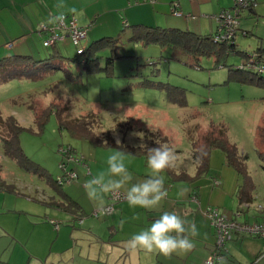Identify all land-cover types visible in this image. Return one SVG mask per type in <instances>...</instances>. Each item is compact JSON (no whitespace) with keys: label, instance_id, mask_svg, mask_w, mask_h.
Returning <instances> with one entry per match:
<instances>
[{"label":"rangeland","instance_id":"rangeland-1","mask_svg":"<svg viewBox=\"0 0 264 264\" xmlns=\"http://www.w3.org/2000/svg\"><path fill=\"white\" fill-rule=\"evenodd\" d=\"M120 1L123 0H114L111 6L120 5ZM114 11H107L106 15L111 17L115 15ZM120 13V16L124 14L123 10ZM120 21L122 22L121 18ZM109 23L110 25L100 23L97 26L94 23L95 30L89 31V36L83 43L87 45L103 36L121 35L118 54L122 57L115 60L113 74L106 71L99 73L84 71L82 64L72 60L76 54V47L68 40L59 43L58 48L66 57L64 65L75 75L83 71L81 80L73 81L60 70L39 79L14 78L0 85V113L3 117L14 114L25 127L20 139L28 156L45 167L53 177H58L63 174L60 167L62 154L59 150L62 144H71L80 153L86 154L89 165L93 166V163H96L100 168L99 173H107V158L117 151H122L116 147L96 146L89 139L73 136L67 128L60 127L55 111L51 112L45 126L40 128L35 121V111L46 107L52 100L63 97L61 101H67L65 117H80L91 122L96 132L103 137L110 135L115 140L119 138L121 142L131 145L148 143L152 138L150 135L152 131L149 128L151 125L153 132L159 133V140L174 148L178 156V170H188L190 175L196 174V164L188 139V132L193 134L194 131L188 129L187 125L199 122V132H202L208 128L211 121L215 124H224L228 126V139L236 143L241 152L247 154V170L255 183L257 194L260 196L262 192L264 193V162L258 156L255 145L256 128L264 116V87L255 82H243L236 78L225 81L228 74L233 72L230 69L242 63L240 54L233 53L228 58L227 62L233 66L227 64L215 66L213 56H203L201 67H197L186 62V55L180 48L161 47L155 42L144 44L133 41L130 39L129 28L123 27V30L122 24L117 27L116 23ZM101 28L106 29L101 31ZM41 47L37 57L45 58L52 49ZM103 54L102 60L105 62V57L112 52L107 49ZM144 79L184 86L187 89V106L181 107L170 103L164 90L143 86L141 81ZM133 132L145 133L144 140L133 136ZM122 152L125 154V164L134 179L149 175L151 170L144 166L146 156ZM0 162L3 169L2 178L13 187L11 191L0 190L2 209L0 219L12 230L17 226L15 222L13 223V213L26 211L31 205L42 209L51 205L50 200L33 198L35 188L45 187L55 195L59 193L42 178L41 174L26 170L24 165L8 157L4 152L1 138ZM77 168L79 172V166ZM41 172L45 173L43 170ZM212 174H217L220 179L216 178L223 184H215ZM163 176L168 179V172L165 171ZM169 177L172 178L170 175ZM172 181L175 186L184 185L190 191L195 188L205 190V185L210 186V183L217 185L213 186L215 188L221 189L224 186L225 190L228 187L237 189L242 182V176L234 166L227 163L224 149L216 146L211 151L206 174L192 181ZM69 184H64V189H67ZM22 214L26 215L24 212ZM38 214L44 216L42 212ZM5 226L0 223V255L8 256L14 245L9 241L12 233ZM28 233L27 225L21 223L18 235L24 237ZM44 236L40 232L34 234L31 244L35 249H43ZM24 250L28 252L22 245L14 249L16 261L26 260Z\"/></svg>","mask_w":264,"mask_h":264},{"label":"crops","instance_id":"crops-1","mask_svg":"<svg viewBox=\"0 0 264 264\" xmlns=\"http://www.w3.org/2000/svg\"><path fill=\"white\" fill-rule=\"evenodd\" d=\"M113 2L114 0H0V58L14 53L37 54L39 48H42V38L37 30L40 22L48 21L61 12L74 15L81 25L90 24L89 31L95 30L94 23L97 26L100 23L110 25L111 22L116 23L117 27L122 24V29H130L133 24H144L179 27L206 35L218 30L217 14L234 4V0H123L120 5L112 7ZM60 4L64 7H58ZM73 7L78 13L82 11L83 15L71 13L69 9ZM110 10H115V15H106ZM121 10L124 14L120 16ZM103 29L106 28H101V31ZM237 37L236 45L241 51L238 54L242 62L250 58L244 51L257 53L264 59V0H257L253 8L243 11ZM10 41L13 44L9 47L7 43ZM63 42H68V39ZM84 155L89 164L88 156ZM144 166H147V158ZM89 168L90 172L85 166L79 165V178L70 183L67 189H57L50 185L58 195L45 187L35 188L33 198L50 200L52 203L45 209L31 205L28 210L23 211L26 215L23 212L13 213V223L17 225L15 229L10 230L0 219V223L12 233L9 241L14 245L13 248L22 245L28 250H24V262L16 261L12 249L8 256L0 255V264H207L215 244L214 228L204 213L208 205L219 206L228 215L239 220L255 222L264 218V193L259 196L256 188L252 201L241 202L238 197L239 187L224 190V186L221 189L215 188L213 186L218 184L210 183L212 187L207 184L205 190L195 188L190 191L184 185L175 186L169 173L168 179L165 176L168 196L158 209L133 207L127 200H121L114 204L112 212L96 216L93 214L96 206L89 200L84 183L93 175H98L100 168L96 163L89 165ZM212 176L218 177L217 174ZM147 177L145 175L133 179L132 183ZM221 183L220 180L219 185ZM130 186L131 183L128 187ZM109 203V195H106L104 206ZM166 211H174L189 223H195L199 235L192 238L194 249L187 254H173L170 257L158 253L146 254L143 251L130 252L125 247V242L134 234L150 227ZM40 212L44 216L39 215ZM21 223L29 228V233L24 237L18 235ZM57 223L59 227L56 226ZM36 232L45 235L43 249H35L31 244ZM213 264H264V237L234 233L225 243L223 257Z\"/></svg>","mask_w":264,"mask_h":264},{"label":"trees","instance_id":"trees-1","mask_svg":"<svg viewBox=\"0 0 264 264\" xmlns=\"http://www.w3.org/2000/svg\"><path fill=\"white\" fill-rule=\"evenodd\" d=\"M130 30V39L133 41L144 44L155 42L160 44L161 47L172 46L174 48H180L186 55V62L197 67H201V59L203 56H213L215 66L226 64L233 66V64L227 62L228 58L233 53L241 52L237 48L236 40L230 42H217L214 40V33L202 35L192 30L179 27L149 26L144 24H133L130 26ZM120 38L121 35L117 37L103 36L98 38L89 42L81 54L77 52V46L75 45L76 54L72 57V60L82 64L83 70L87 73L106 71V73L113 74L115 60L122 57L118 54V48L121 46ZM11 43L13 44V42ZM42 46L52 49L45 58H38V54L34 55L31 53H14L0 58V85L14 78L35 80L54 74L60 70H63L65 75L69 77V79H73V81L81 80L83 71L75 75L68 66L64 65V59L66 57L59 50L57 44L45 46L42 38ZM107 49H110L112 54L106 56L105 62H103V53ZM244 54L250 56V58L243 61L240 65L231 68L230 70L233 72L228 74V78H226L225 81L227 82L229 78H236L243 82H255L264 87V71L260 72L253 67V64L256 62H261L264 65V59L261 55L257 53L254 54V52L250 53L249 51H244ZM251 58L254 59V61H251ZM141 84L145 87L149 86L164 90L166 98L170 103L181 107L187 106V89L184 86L161 80L155 81L149 79H144L141 81ZM62 98L63 97L58 100H52L46 107L35 111V121L40 128L45 126L49 115L51 112L55 111L60 121V127L67 128L73 136L89 139L96 146L116 147L124 152L147 157L146 149L141 151L138 149L137 145L124 142H121V145H117L116 140L112 136H100L94 129L92 123L83 118L65 117L67 101L62 102ZM195 111L198 112V110ZM24 128L25 127L20 124L14 114H8L3 117L2 113H0V138L5 154L17 161L20 165H24L26 170H32L41 174L51 186L61 189L63 185L58 183L57 177H53L45 167L32 160L25 152L20 139L21 132ZM187 128L194 131L193 134L196 135L194 137L193 134L188 132V139L192 145V157L196 164V174L190 175L187 171L177 170V168L176 170H166L171 175L172 179L192 181L206 174L209 169L211 151L214 147L220 146L226 153L227 163L234 166L242 176V182L238 189L239 200L241 202L252 201L256 186L247 170V154L241 152L237 144L228 139V126L224 124H215L211 121L208 128L202 132H199V122L193 123L191 126L187 125ZM150 135L152 136L151 141L145 143L148 147L156 146L155 141L162 143L159 140V133L150 132ZM255 145L258 156L264 162V116L256 128ZM30 165L32 169H30ZM40 169L45 173H42ZM1 171L2 164L0 162V188L13 190V187L8 185L2 178Z\"/></svg>","mask_w":264,"mask_h":264},{"label":"clouds","instance_id":"clouds-1","mask_svg":"<svg viewBox=\"0 0 264 264\" xmlns=\"http://www.w3.org/2000/svg\"><path fill=\"white\" fill-rule=\"evenodd\" d=\"M58 7L63 8L64 5L60 4ZM69 11L75 15H83V12L78 13L75 7L70 8ZM64 20L65 15L61 13L52 16L48 22L63 23ZM149 128L153 132L151 125ZM132 135L138 136L141 141L145 137L143 132H133ZM116 144L121 145L119 138L116 139ZM155 144L154 147H148L145 143L137 145L139 150H147V167L151 171L146 179L132 183L134 178L125 164V154L117 151L107 158V173H99L85 181V192L101 215L105 210L104 197L121 190L131 206L148 210L158 209L161 202L167 198L168 190L162 173L166 170H176L178 156L171 145L158 141H155ZM130 183L131 186L128 187ZM198 235L194 222L189 223L174 211H166L154 220L150 227L134 234L126 241L125 247L132 253L143 251L146 254L158 253L165 257L173 254L183 255L194 249L195 244L192 238Z\"/></svg>","mask_w":264,"mask_h":264},{"label":"built area","instance_id":"built-area-1","mask_svg":"<svg viewBox=\"0 0 264 264\" xmlns=\"http://www.w3.org/2000/svg\"><path fill=\"white\" fill-rule=\"evenodd\" d=\"M256 2L257 0H234L232 7L223 8L216 16L219 27L213 35L214 40L217 42L236 40L243 11L253 8ZM61 13L65 15L63 23H49V20L40 22L37 30L43 38V44L45 46H52L68 39L77 46L79 54L83 53L86 47L83 41L88 37L90 24L81 25L74 15L65 12ZM11 44V42L7 43L8 46H11ZM251 61H254V59L251 58ZM253 67L260 72L264 71V65L261 62H256L253 64ZM59 150L62 154L60 167L63 170V174L57 177L59 184L64 185L76 180L79 177L77 169L79 165L85 166L87 171L90 172L85 155L77 151L71 144H62ZM214 182L215 184H219L220 181L214 178ZM108 195L110 203L104 206V213L112 212L115 203L126 200L123 191ZM204 213L209 217L215 233L214 250L212 255L207 259V264H213L223 257L225 243L233 237L234 233H247L264 237V218L255 222L239 220L235 216L228 215L221 207L215 205H208L204 209ZM93 214L96 216L100 214L97 208L93 210ZM56 226L59 227V224L57 223Z\"/></svg>","mask_w":264,"mask_h":264}]
</instances>
